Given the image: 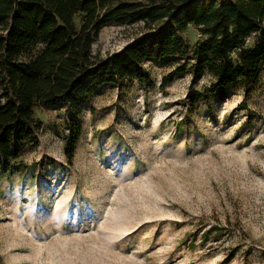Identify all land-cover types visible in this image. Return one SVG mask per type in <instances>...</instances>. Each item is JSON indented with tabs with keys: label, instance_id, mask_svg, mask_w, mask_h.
<instances>
[{
	"label": "rangeland",
	"instance_id": "rangeland-1",
	"mask_svg": "<svg viewBox=\"0 0 264 264\" xmlns=\"http://www.w3.org/2000/svg\"><path fill=\"white\" fill-rule=\"evenodd\" d=\"M139 30L107 24L94 50L105 56ZM184 35L201 38L195 26ZM181 64L148 59L149 82L133 73L95 91L72 164L67 108H36L30 167L0 177V264H264V63L177 132L187 93L212 78Z\"/></svg>",
	"mask_w": 264,
	"mask_h": 264
},
{
	"label": "trees",
	"instance_id": "trees-1",
	"mask_svg": "<svg viewBox=\"0 0 264 264\" xmlns=\"http://www.w3.org/2000/svg\"><path fill=\"white\" fill-rule=\"evenodd\" d=\"M116 23L140 30L100 56L94 50L100 31ZM190 26L201 34L193 45L184 35ZM170 56L186 58L189 67L181 64L178 71L212 77L183 100V117L175 123L181 132L199 103L258 77L264 0H0V177L30 167L23 153L39 142L43 121L37 107L67 108L63 147L72 164L89 97L133 73L149 82L142 64ZM215 227L203 231L202 239Z\"/></svg>",
	"mask_w": 264,
	"mask_h": 264
}]
</instances>
